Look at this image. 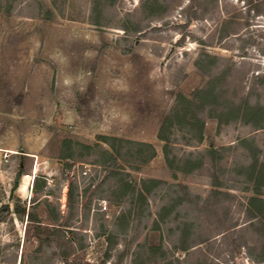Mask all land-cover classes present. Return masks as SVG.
Wrapping results in <instances>:
<instances>
[{"label":"rangeland","instance_id":"obj_1","mask_svg":"<svg viewBox=\"0 0 264 264\" xmlns=\"http://www.w3.org/2000/svg\"><path fill=\"white\" fill-rule=\"evenodd\" d=\"M221 72L228 101L264 103L262 0H0V207L11 208L0 221V264H66V246L41 244L17 206L73 239L70 264H132L139 243L162 244L183 264H264L254 262L264 217L249 212L264 125L220 126L206 108L202 141L173 129L174 167L158 136L178 94L193 98ZM99 135L150 142L157 155L141 163L126 147L104 160L112 148ZM65 138L81 143L74 159L60 158ZM210 147L215 159L179 169ZM145 178L164 181L149 196L151 217L137 212ZM178 195L190 201L157 227ZM186 222L195 245L182 251L174 245Z\"/></svg>","mask_w":264,"mask_h":264},{"label":"trees","instance_id":"obj_2","mask_svg":"<svg viewBox=\"0 0 264 264\" xmlns=\"http://www.w3.org/2000/svg\"><path fill=\"white\" fill-rule=\"evenodd\" d=\"M262 2L264 3V0H262ZM255 6L258 8L260 3H256ZM210 58L212 59V61H210L211 64L214 65L216 63V58ZM202 63L203 62L200 60L197 61L198 66L203 67ZM226 77L227 72L217 73L211 77L206 86L194 92L193 98H188L181 93L178 94L175 107L173 111L166 116L158 134L159 138L165 141L163 149L166 159L171 166L174 167L169 150L173 129L178 127L179 129L186 130L193 134L199 141H202L204 138L205 120L201 116V113L205 111L206 108L209 109L211 117L218 119L220 126L223 123L238 120H242L246 123H253L258 127H262L264 125V103L258 102L256 104H251L248 101L235 102L228 101L224 98L225 89H223L222 84ZM98 139L99 141L109 144L112 148L104 149L102 151L104 160H118L120 157L125 155L123 151L126 147H128V149L125 150L128 155L133 153L132 149H135L136 158L141 163H146L157 155L156 147L150 142L134 141L111 135H99ZM252 141L253 140H244L243 143L251 142L253 146L254 141ZM80 145V142L73 141L71 138H65L61 148L60 158L65 160L74 159L78 150L77 146ZM86 147L91 148L92 146ZM254 148H256V146ZM217 153L218 150L215 147H210L205 152L199 154L198 157H194L195 159L192 158L194 155L191 154V156L184 159L185 166L179 169H182L183 171H192L197 169L203 165L206 157L215 159V155ZM249 171L251 174L250 179L254 182V189L256 192L254 196L249 198V212L253 218H257L258 216L264 217V197L262 191V188L264 187V163L259 164L258 159H255L250 165ZM163 183V180L157 178H145L141 180V185L139 187L137 185V206L139 207L137 209L138 214H144L146 207L149 211V196ZM127 185L128 184L126 183L123 187L127 188ZM213 185L214 187L211 194L214 196L218 191L216 188L218 185V177L216 176ZM34 186H37V178ZM196 198H200V196H196ZM184 201H190L188 195H178L173 198L171 202L163 205L156 214V219L154 220L155 225L159 227L160 221H167V219L176 212L178 205H181ZM10 211V206H1L0 221L5 220ZM15 212L19 215H27L28 219L35 224L34 234L40 240L41 244L57 241L60 246H66L63 251V259L66 264H70L69 257L73 253L75 247L73 239L66 241L65 234L60 227L50 228L43 226L40 221L37 220L38 218L32 210L27 211L26 208H20L17 206L15 208ZM151 216L152 213L149 211L147 217ZM191 225L192 223L186 222L183 226H179L180 231L185 237H183L179 243L174 245L175 249L186 251L195 245L192 244V241L190 242L188 240V237L191 235ZM259 230L264 232V224L261 229L259 227ZM168 256L169 251L166 250L162 244L148 245L145 243H139L137 251L134 253L132 264H157L161 261H165V264H183V260L179 256H177L174 260L168 259ZM254 262L264 263V234L262 235L261 253L259 255L255 254Z\"/></svg>","mask_w":264,"mask_h":264},{"label":"built area","instance_id":"obj_3","mask_svg":"<svg viewBox=\"0 0 264 264\" xmlns=\"http://www.w3.org/2000/svg\"><path fill=\"white\" fill-rule=\"evenodd\" d=\"M5 157H6V160H7V158H8V154H6ZM42 161H45V160H42ZM35 162H36V164L38 165V163L41 162V161L35 160ZM37 165H36V167H37ZM34 171H35V170H34ZM36 171H37V170H36ZM35 174H36V172H35Z\"/></svg>","mask_w":264,"mask_h":264},{"label":"bare ground","instance_id":"obj_4","mask_svg":"<svg viewBox=\"0 0 264 264\" xmlns=\"http://www.w3.org/2000/svg\"><path fill=\"white\" fill-rule=\"evenodd\" d=\"M28 177H30L29 175H26L25 177H24V179L26 180Z\"/></svg>","mask_w":264,"mask_h":264},{"label":"crops","instance_id":"obj_5","mask_svg":"<svg viewBox=\"0 0 264 264\" xmlns=\"http://www.w3.org/2000/svg\"><path fill=\"white\" fill-rule=\"evenodd\" d=\"M0 149H5V150H8V149H6V148H2V147H0ZM38 161H40V160H38ZM25 176H26V175H25ZM25 176H24V177H25ZM29 176H30V175H29Z\"/></svg>","mask_w":264,"mask_h":264}]
</instances>
